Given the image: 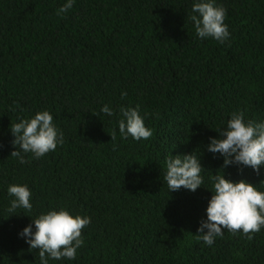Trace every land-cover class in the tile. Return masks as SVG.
<instances>
[{"label": "trees", "instance_id": "1", "mask_svg": "<svg viewBox=\"0 0 264 264\" xmlns=\"http://www.w3.org/2000/svg\"><path fill=\"white\" fill-rule=\"evenodd\" d=\"M63 3L0 0V264H40L19 233L61 207L91 223L77 258L50 264H264V228L251 240L225 231L211 247L197 239L213 176L264 180V167L223 170L207 150L233 112L264 120V0H217L224 44L197 37L193 0H76L58 16ZM137 105L153 135L122 139L119 108ZM43 110L64 142L21 164L10 125ZM171 153L199 156L205 185L170 192ZM14 183L31 188L32 217L9 216Z\"/></svg>", "mask_w": 264, "mask_h": 264}, {"label": "clouds", "instance_id": "2", "mask_svg": "<svg viewBox=\"0 0 264 264\" xmlns=\"http://www.w3.org/2000/svg\"><path fill=\"white\" fill-rule=\"evenodd\" d=\"M76 0H65L58 9L62 16L73 8ZM190 20L201 40L212 39L224 44L231 38L229 26L225 23L227 9L217 0H193ZM127 93H122L126 96ZM101 113L108 117L116 111L105 104ZM99 115V114H98ZM119 134L122 139L131 137L136 141L148 140L152 129L145 124V117L136 107L119 108ZM219 135L211 137L207 150L223 157L222 169L231 166L252 168L258 175L264 167V120L253 121L245 114L233 112L226 127L216 129ZM14 137L15 150L12 157L21 164L30 163L25 154L32 159H40L63 144V132L54 123V117L48 110L38 111L31 118L20 119L10 125ZM115 132L111 133V139ZM204 167L195 153L169 155L166 159L164 182L170 192L181 188L195 192L205 185L202 175ZM211 196L206 208V219H202L197 229V239L211 247L217 238H223L225 231L233 235L242 232L249 240L264 228V180L253 184L246 179L234 181L217 174L212 177ZM10 198L8 212L29 215L33 210V193L27 184H10L7 188ZM20 209L22 211L18 212ZM8 216V217H9ZM30 216V215H29ZM32 217V216H30ZM91 223V217L73 214L61 207L42 212L32 223L22 229L19 235L29 245V251L39 252L40 264L50 261L75 260L78 249L84 245L83 229Z\"/></svg>", "mask_w": 264, "mask_h": 264}]
</instances>
